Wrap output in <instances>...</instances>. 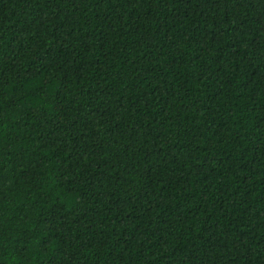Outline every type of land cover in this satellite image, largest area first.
I'll return each mask as SVG.
<instances>
[{"label": "trees", "instance_id": "obj_1", "mask_svg": "<svg viewBox=\"0 0 264 264\" xmlns=\"http://www.w3.org/2000/svg\"><path fill=\"white\" fill-rule=\"evenodd\" d=\"M0 264H264V0H0Z\"/></svg>", "mask_w": 264, "mask_h": 264}]
</instances>
